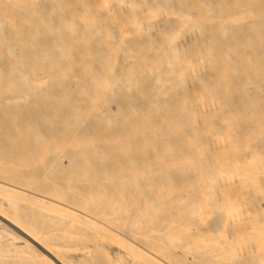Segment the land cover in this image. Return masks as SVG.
I'll use <instances>...</instances> for the list:
<instances>
[{"label":"bare ground","instance_id":"bare-ground-1","mask_svg":"<svg viewBox=\"0 0 264 264\" xmlns=\"http://www.w3.org/2000/svg\"><path fill=\"white\" fill-rule=\"evenodd\" d=\"M0 264H264V0H0Z\"/></svg>","mask_w":264,"mask_h":264},{"label":"rangeland","instance_id":"rangeland-1","mask_svg":"<svg viewBox=\"0 0 264 264\" xmlns=\"http://www.w3.org/2000/svg\"><path fill=\"white\" fill-rule=\"evenodd\" d=\"M9 228H11L12 230H14L15 231V229L14 228H12V227H10L9 225H7ZM16 232V231H15ZM17 234H19V233H17ZM20 235V234H19ZM20 236H22V235H20Z\"/></svg>","mask_w":264,"mask_h":264}]
</instances>
